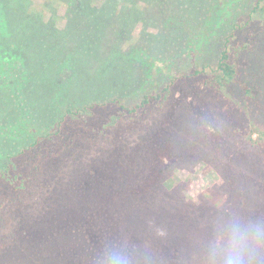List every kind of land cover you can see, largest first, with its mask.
Here are the masks:
<instances>
[{"label":"trees","instance_id":"trees-1","mask_svg":"<svg viewBox=\"0 0 264 264\" xmlns=\"http://www.w3.org/2000/svg\"><path fill=\"white\" fill-rule=\"evenodd\" d=\"M229 1L141 0L148 9L159 11V17L166 29L177 28V30L184 29L186 26L184 19L181 21V26L177 23L175 18L177 9H181L183 16V12L190 15L193 11L200 9L202 13L207 14L206 17H201L205 25H213L216 18L211 13L212 9L214 7L217 9L214 12L218 16V11H221L219 8L226 7ZM96 2L99 1L43 0L42 5H37L32 0H0V101L1 96L14 99L6 101L14 104L7 111L3 109L7 107L5 104L3 108L0 107V131L6 130L8 122L10 125L15 123L14 127L19 131L22 125L24 127L23 122L26 124L30 122L29 119H23L24 114L14 109L18 105L20 107L37 105L39 100L40 105H45L42 108L52 109L51 112L57 119L58 115H62L53 127H49L50 131L40 134L29 146L21 148L15 156L7 157L9 162L7 167L5 165L4 169L0 170V181L5 180L3 176L7 179L11 178L5 187L13 191L21 190L20 185L25 182L23 189L32 190L31 197L36 194L37 197L39 196L38 200H29L26 197L23 202V207L25 206L23 211L31 212V218L42 212V214L60 216L63 219L62 223H57L55 217L51 220L53 216L47 220V225L55 228V231H50V234L42 222L43 227L40 228H43L44 235L40 237L41 243L38 245L44 264L72 263L68 259L69 253L72 254L71 250L69 251L68 247L63 244L58 246L57 239L53 236L56 237L58 231L64 233V229L71 226L69 216L72 213L70 209L73 203L68 201L62 205L61 202L63 199L72 200L70 194L74 187L78 188L79 195L77 196L80 200L78 202L95 204L94 192L98 196L95 205L97 210L94 212L86 210L83 204H77V206L81 210L79 214L83 215L82 220L84 221L81 223L83 226L81 236L85 237L84 241L87 245L99 247L98 253L103 254L105 258L107 257L105 252L116 248L120 249V252H112L113 259L119 261L120 264H134L136 250L151 244L156 250L158 264H189L187 262L189 257H191L190 261L195 264V259L198 260L199 254L207 251L202 245L205 243L204 238L211 231L201 224V220L195 215L187 218V222L183 224L171 221L168 217L169 213L159 203L162 197L174 203L175 208L170 213L175 214L173 216L178 217L179 221L188 209L199 212L200 208L190 207L193 205L188 206V202L179 200L181 199L179 193L165 191L157 184L166 174L169 166L174 163L172 152L176 144L174 143L176 134L174 128L177 123L179 124L175 117L179 114L181 117L182 110L186 113L187 108L192 112L191 114L195 113L199 118L204 114L210 116L211 109L202 102L200 92H208L207 95L210 93L220 95V93L225 94L223 91L226 90L229 94L230 85L237 79L238 72L230 61L228 52V45L235 35L233 32L236 26L234 22L230 23L231 33L224 39V49L216 58L217 65L211 70L212 72H206V65H200V61L197 64L198 60L195 59L193 62L196 64L193 63V66L191 64L182 75L184 79L194 80L195 84L189 92L198 105L194 106V102L192 104L188 102L185 110L181 103L161 109L163 116L160 117L159 129H156V134L148 140L142 167L134 164L136 158L133 160L129 152L133 146L130 142L131 135H126L122 141L123 147L120 155V162L124 164V167L115 170L112 169L115 157L101 152L102 143L108 140L109 133L118 127V123L123 126L126 122L120 121V115L113 120L114 115L111 111L108 112L103 105L87 103L91 96L85 95L84 99L82 97L79 99L76 94L69 96L64 85L79 81L80 87H83V80L85 84H88L91 82L90 78L93 77V80L101 79L98 81L101 82L103 77L108 75L106 68L114 66L115 59L120 58V44L127 43L126 41L120 42V36L125 32L124 27H126L123 23L132 17L140 19L137 11L140 0H100L99 6ZM262 2L264 0L256 5L254 11L258 8L264 9V5L260 7ZM55 4L66 9L68 27L73 26L77 29L74 33L70 31L63 35L61 31L54 28L52 23H48L49 25L44 28L40 26V20L46 18L47 9ZM124 5L132 9L130 11L132 14L124 12L126 17L122 19L126 20L125 22L121 19L116 20L122 22L120 30L115 29L114 31L119 34L114 35L116 37L113 38L114 40L101 37L95 31L96 28L93 29V24L103 27L104 23L109 24L113 21V16L121 17L123 11H120V6ZM225 27L227 25L224 23L222 28ZM183 43L187 46L186 49L191 48L189 42L183 41ZM194 49L195 47H192V50ZM170 59L168 62H171ZM155 62L151 63L152 67L157 65ZM161 63L164 65L167 60ZM180 63L182 62H176V64ZM86 64L95 65L97 71L89 75ZM59 79L62 81L60 85H58ZM104 80L101 82L102 86L109 83L108 79ZM168 89L169 86L165 87L156 96L144 95L140 102L131 108L120 104L121 115L137 116L138 111L145 110L152 104V101H159ZM244 93L249 95V90L244 89ZM177 101L176 98L175 103ZM64 105L65 107L60 109ZM202 106H205V111H202ZM57 108L61 110L59 114ZM190 120L193 119L190 117ZM208 126L210 128L206 130V134L211 139L209 147L221 143L223 147L228 148L229 138L225 134L218 135L211 121ZM256 132L255 127L249 132L246 142L250 147H262L261 138L257 141L252 139ZM194 158L197 161L207 157ZM243 161L250 167V172L256 173L252 177L254 184L246 185L239 180L234 184L231 179L227 181L226 191H229L223 199L225 205L220 207L219 212L222 215L221 218L219 217L218 229L214 230L221 246L216 251V259L212 264H264V204L261 202V195L264 192V179L261 178V174L264 173V167L259 157L248 161L246 154ZM113 170L115 172H112ZM173 184L175 186V180ZM252 191L254 193L250 194ZM0 192V197H7L5 189H1ZM100 195H105V201L103 200L102 207H99L103 209L102 212H99L97 207L98 202L102 201ZM39 205L40 208L35 209ZM20 212L18 210V213ZM103 213L105 215L101 217ZM25 217L21 213L16 214L18 219ZM107 222L110 224L106 232L108 241L106 237L101 241L103 238L99 237V229L103 230ZM160 222H163L162 226L164 225L163 227L170 231L168 237L163 240L149 241L145 231L150 229V224L160 225ZM111 224H114L113 227ZM56 228H58L57 231ZM181 230L182 235L179 234ZM201 231L206 233L203 238L200 236ZM64 241H67V238L61 240V243H65ZM108 242H113V244L109 245ZM207 254L209 252L205 253ZM27 263L37 264L35 261ZM38 264H43V262L39 261ZM102 264H106V261Z\"/></svg>","mask_w":264,"mask_h":264},{"label":"rangeland","instance_id":"rangeland-1","mask_svg":"<svg viewBox=\"0 0 264 264\" xmlns=\"http://www.w3.org/2000/svg\"><path fill=\"white\" fill-rule=\"evenodd\" d=\"M32 1L37 5L43 4V0ZM98 1L100 2V0ZM261 1L230 0L226 3V7L219 8L221 11H218V16L214 12L217 11L214 7L211 13L215 15L216 22L213 25H205L201 17H206L207 14L202 13L200 9L193 11L190 15L183 12L184 16L180 11L181 9H177V15L175 16L177 23H180L181 26V21L184 19L186 25L184 29L178 30L177 28L166 29L159 17V11L148 9L141 0L137 5L140 19L137 17H132L128 21L122 19L126 17L124 12L131 15L130 11L132 9L127 5L120 6V11H123L122 15L120 14L121 17L113 16V21L109 24L104 23L103 27L99 24H93V29L96 28L95 31L101 37L113 39L119 34L114 32L115 29L120 30V23H122L116 20L126 21V23H123L126 27H124L125 32L120 36V42L126 41L127 43L120 44V58L115 59L114 66L106 68L108 75L103 77L102 80L108 79L109 83L102 86V81L98 82L101 79L93 80V77H91V82L88 84H85L84 80L82 81L83 87H80L79 81L64 85L69 96L76 94L79 99H81L80 97L84 99L85 95L91 96V98H88L90 100L87 103H95L97 106L103 105L108 112L111 111V114L114 115L113 120L120 115V121L124 120L126 122L123 126L118 123V127L109 133L108 140L102 143L101 152H106L110 157H115L112 169L116 170L124 167V164L120 162V155L122 154V141L126 135H131L130 142L133 146L131 150L129 149V152L132 154L133 160L136 158L134 164L137 167H142L144 166L143 156L144 153L146 154L148 140L159 129L160 117L163 116L161 109L173 105L177 106L181 103L185 110L188 102L191 104L194 102V106L198 105L189 92L195 84L194 80L184 79L182 75L190 68L191 64L193 66L195 59L198 60L197 64L200 61V65H206L205 71L208 73L216 68V58L224 49V39L227 36L229 37L232 30L229 25L234 22L236 29L233 33L235 35L230 39L228 52L230 61L235 65L238 72V77L230 85L229 94L226 90L223 91L225 94L220 93V95L217 93L207 95L208 92H200L202 102L211 109L210 116L204 114L199 118L195 113L191 114L192 112L187 108L186 113L182 110L181 117L180 114L175 117L179 124L177 123L174 128L176 132L174 142L176 144L172 151L174 163L169 166L166 174L161 177L157 184L165 191L179 193L181 196L179 200L188 202V206L193 205L190 207L200 208L199 212L191 211V208L188 209L179 221L178 217L173 216L175 214L170 213L175 208L173 207L174 203L162 197L159 203L169 213L168 217L171 218V221L183 224V222H187V218H192L195 215L201 220L200 223L207 226V229L211 231L204 238L205 243L202 245L207 251L200 253L198 260L193 258L196 260L195 264H212L216 259L215 254L221 243H219L214 230L218 229L217 224L219 217L222 215L219 212L220 207L225 205L223 199L229 191H226L227 181L231 179L234 184L238 180L246 185L254 184L252 177L256 173L250 172V167L243 161L245 155L247 154L248 161L256 160L259 157L264 167V9L260 10L258 8L254 11L256 5ZM99 2H96L97 6L100 5ZM263 5L264 2L260 7ZM47 10L45 20H40V26L44 28L52 23L54 28L61 31L63 35L68 34L70 31L74 33L77 30L76 27H68L64 7L55 4ZM224 23L227 27L223 29ZM183 41L189 42L191 48L186 49L187 46ZM192 47H195V49L192 50ZM208 58H210L209 61ZM168 59L171 62H168ZM163 60H167L164 65L161 63ZM152 62L157 65L152 67ZM176 62L182 63L176 64ZM207 66L209 67L207 68ZM85 67L89 75H93L97 71L95 65L89 66L86 64ZM61 82L59 79L58 85ZM168 86V92L163 94L159 101H152V104L145 110L138 111L137 116L127 117L121 115L120 104L131 108L137 105L144 95L156 96ZM244 89L249 90V95L244 93ZM176 98L179 101L177 103H175ZM9 99L14 100L10 97L1 96L0 107L3 108V104L7 106L3 108L4 111H7L10 106H14L13 103L6 102ZM38 102L39 100L36 103L37 105H24L23 107L18 105L14 108L17 109V112L20 111L24 114V120H30V122H27L28 124L23 122L24 127L22 125L20 131L14 127L15 123L10 125L9 122L6 124L7 131H0V170L4 169L5 165L7 167L8 156H15L21 148L29 146L40 134L50 131L48 129L53 127L61 118L62 115H58L57 119L52 114V109L42 108L45 105H40ZM73 106L77 107L78 105ZM64 107L65 105L60 109ZM60 109L57 108L58 114L61 111ZM202 111H205V106H202ZM20 117L22 118V116ZM190 117L193 119L192 121ZM10 119L14 120L13 118ZM209 121L217 130L218 135L223 136L225 134L229 138L228 148L223 147L221 143L211 146L212 149L209 147L211 139L206 134V130L210 128L208 126ZM253 127L256 128L257 132L252 136V139L257 141L261 138L262 147H250L246 142ZM198 156L207 158L195 161L194 157ZM115 170L112 172H115ZM3 178L6 181H0V190L5 189L7 197H0V264H28L29 261H35L37 264L42 261L44 264L38 245L41 243L40 237L44 235L43 228L40 227H43V225L47 227L48 234H50V231H55V228L48 226L47 220L53 216L51 220L56 218L57 223H62L63 219L60 216H49L45 213L42 214V212L31 218V212L23 211L25 207H23V202H25L26 197L29 200H38L39 196L37 197L36 194L31 197L32 190L23 189L25 182L21 183V190H9L5 186L11 178L7 179L5 176ZM261 178L264 179V173L261 174ZM246 179L250 180L247 181ZM173 180L176 181L175 186ZM77 195H79L78 188L74 187L71 189L70 194L72 200L63 199L61 202L62 205L68 201L73 203L70 209L72 213L69 216L72 223L70 228L64 229V233L58 231L56 237L53 236L57 239V245L63 244L68 247L69 251L71 250L72 254L69 253L70 256L68 257L69 261H72L71 264H102L103 261H106V264H120L112 256V252L117 251L116 253H118L120 249L112 248V250H108V252H105L107 256L105 258L103 254L98 253L99 247L87 245L84 241L85 237L81 236L83 227L81 223H84L82 220L83 215L79 214L81 210L78 209L77 204H83L86 210L94 212L97 210L95 205L98 196L94 192L93 200L95 204H93L92 202H78L80 200H78ZM261 196V202L264 204V192ZM104 198L105 195H100L102 201L98 202L99 212L103 210L99 207H102L101 203ZM10 203H12V206H10ZM13 208H17V210H13ZM39 208L40 205L36 206L35 209ZM18 210L21 211V215L26 216L24 219L16 218V214H20ZM104 215L105 213L101 217H104ZM96 216L99 215L96 214ZM105 219L107 218L105 217ZM42 222H44L43 225ZM162 224L163 222H160V225H149L151 230L145 231L147 232L146 238L149 241L163 240L168 237L170 231ZM113 225L111 224L112 227ZM109 226L108 223L103 230L99 229V237L103 238L101 241L104 240V237L108 241L106 232ZM202 228L204 229L203 226ZM57 230L58 228H56ZM179 234L182 235V230L179 231ZM205 235L206 233L201 231L200 236L203 238ZM64 238H67V241L61 243ZM113 242H108V244L111 245ZM208 252L209 254L205 255ZM155 253L156 250L151 244L140 247L136 250L134 264H158ZM202 255L204 256L202 257ZM201 257L202 259H200ZM190 259L191 257L188 258L187 262L194 264Z\"/></svg>","mask_w":264,"mask_h":264}]
</instances>
